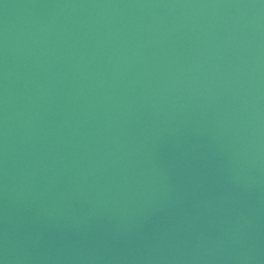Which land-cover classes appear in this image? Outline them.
I'll use <instances>...</instances> for the list:
<instances>
[{"label": "water", "instance_id": "1", "mask_svg": "<svg viewBox=\"0 0 264 264\" xmlns=\"http://www.w3.org/2000/svg\"><path fill=\"white\" fill-rule=\"evenodd\" d=\"M0 264H264V0H0Z\"/></svg>", "mask_w": 264, "mask_h": 264}]
</instances>
